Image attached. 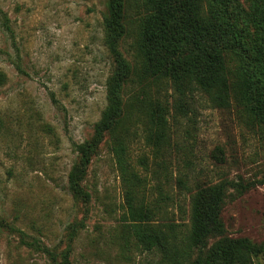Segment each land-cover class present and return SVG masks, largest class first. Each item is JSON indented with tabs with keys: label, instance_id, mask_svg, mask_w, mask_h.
I'll return each mask as SVG.
<instances>
[{
	"label": "rangeland",
	"instance_id": "374dc122",
	"mask_svg": "<svg viewBox=\"0 0 264 264\" xmlns=\"http://www.w3.org/2000/svg\"><path fill=\"white\" fill-rule=\"evenodd\" d=\"M236 1L243 10L242 29L253 38L250 0ZM141 13V0H124L126 31L119 50L131 78L123 90L126 116L118 132L128 134L130 154L149 192L157 195L154 186L163 185L168 171L163 188L176 201H168L167 215L179 222L176 203L186 215L188 193L178 188V177L185 175L189 187L240 182L246 188L234 199L228 196L220 213L225 234L263 241L264 139L232 107L213 108L199 98L193 120L170 122V144L177 153L165 167L156 164V146L137 117L150 90L137 50ZM106 15L107 0H0V264H47L14 228L27 240L68 249L70 264H167L158 255L134 251L126 241L108 133L82 181L89 199L75 201L65 189L76 159L73 144L92 135L106 104V81L114 69L105 43ZM169 92L167 83L159 86L162 98ZM252 261L264 264V253Z\"/></svg>",
	"mask_w": 264,
	"mask_h": 264
},
{
	"label": "trees",
	"instance_id": "16d2710c",
	"mask_svg": "<svg viewBox=\"0 0 264 264\" xmlns=\"http://www.w3.org/2000/svg\"><path fill=\"white\" fill-rule=\"evenodd\" d=\"M123 2L107 0L105 43L114 69L92 135L73 144L76 159L67 172L65 189L75 201L89 199L82 181L108 133L123 195L122 228L134 251L158 255L167 264H253L252 257L264 253V240L229 237L220 217L226 198L234 199L246 188L242 183L223 179L189 187L185 175L178 177V188L188 193V208L183 216L176 203L181 221L175 222L167 215V203L176 199L163 188L169 184L168 171L164 186L157 183V195H151L146 176L130 154L128 134L119 133L126 116L123 90L131 78L130 64L119 50L126 31ZM141 8L137 50L150 90L139 102L137 117L156 146V164L165 167L177 153L170 144L171 120H193L203 96L210 107H232L264 139V0H250V19L256 26L253 38L242 29L243 10L236 0H141ZM2 78L0 73V83ZM165 83L168 98L159 95V86ZM14 229L23 243L44 255L47 264H70L68 249L57 251L38 238L27 240L24 232Z\"/></svg>",
	"mask_w": 264,
	"mask_h": 264
}]
</instances>
